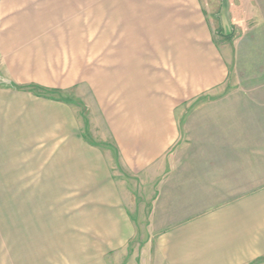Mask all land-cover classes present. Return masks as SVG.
<instances>
[{
    "label": "crops",
    "instance_id": "1",
    "mask_svg": "<svg viewBox=\"0 0 264 264\" xmlns=\"http://www.w3.org/2000/svg\"><path fill=\"white\" fill-rule=\"evenodd\" d=\"M98 4L0 0V79L11 86L0 85V160L38 152L33 168L56 199L82 202L79 230L96 239L86 264L127 247L135 229L107 156L86 141L67 103L23 89L93 90L96 58L118 57L126 97L105 116L107 129L127 172L151 171L159 263L264 264V92L226 80L213 41L224 10L237 32H260L264 0H151L160 26L153 45L136 43L148 40L137 31L114 49L112 2ZM145 58L167 64L148 69Z\"/></svg>",
    "mask_w": 264,
    "mask_h": 264
},
{
    "label": "rangeland",
    "instance_id": "2",
    "mask_svg": "<svg viewBox=\"0 0 264 264\" xmlns=\"http://www.w3.org/2000/svg\"><path fill=\"white\" fill-rule=\"evenodd\" d=\"M111 2L112 25L106 27L108 32L111 30L113 49L119 46L121 34L127 36L128 43L135 42L131 38L137 31L145 34L148 40L136 43L144 48L151 47L154 42L150 38L160 28L151 19V0ZM224 16L222 28L215 27L213 30V41L220 47L228 64L226 80L240 82L241 87H247L243 91L264 92V26L257 33L237 32L230 25V15L225 10ZM136 17L139 24L137 27L134 24ZM97 28L104 32L103 25H97ZM165 59L145 58L147 68L153 62L156 70H163L167 64ZM119 63L118 57L96 58V66L100 69H97L98 77L93 90L86 86L59 93L33 86L23 89L67 103L86 141L107 156L110 171L125 197L135 233L127 247L106 253L104 262L160 264L150 228L153 192L151 171L147 176L137 177L127 172L107 129L105 116L118 112L122 97H126L125 93L123 96L120 93L123 89L121 74L117 69ZM123 73L128 79L127 72ZM0 85L10 86L1 79ZM234 90L239 89L236 87ZM15 156L16 162L0 160V264H86L89 257L95 256L93 250L87 249L88 243L96 239L79 230L77 214L82 202L56 199L62 195L54 192L47 184L39 167L33 168L35 163L39 164L38 152L18 153Z\"/></svg>",
    "mask_w": 264,
    "mask_h": 264
}]
</instances>
